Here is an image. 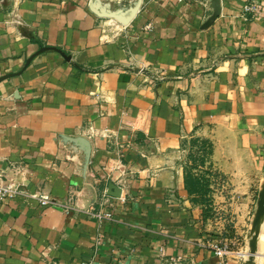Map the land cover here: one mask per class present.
<instances>
[{"label": "crops", "instance_id": "obj_1", "mask_svg": "<svg viewBox=\"0 0 264 264\" xmlns=\"http://www.w3.org/2000/svg\"><path fill=\"white\" fill-rule=\"evenodd\" d=\"M214 1L0 0V264H247L264 0Z\"/></svg>", "mask_w": 264, "mask_h": 264}, {"label": "water", "instance_id": "obj_2", "mask_svg": "<svg viewBox=\"0 0 264 264\" xmlns=\"http://www.w3.org/2000/svg\"><path fill=\"white\" fill-rule=\"evenodd\" d=\"M214 7H215V12L212 15V17L206 22L204 28L210 26L219 17L221 13V5L219 0L214 1ZM104 15L108 17H113L124 24H128L132 20V16L125 18L119 15L118 13H105ZM109 194L114 197H120L122 194V189L119 186L115 185L114 183H111L109 187ZM263 222H264V185L262 186V189L259 193L258 208L251 229L250 253L247 264H256L255 258L258 254L257 253L258 239L261 234Z\"/></svg>", "mask_w": 264, "mask_h": 264}, {"label": "built area", "instance_id": "obj_3", "mask_svg": "<svg viewBox=\"0 0 264 264\" xmlns=\"http://www.w3.org/2000/svg\"><path fill=\"white\" fill-rule=\"evenodd\" d=\"M245 11L256 13L261 11V3L258 1H255L253 3H250L245 6ZM18 193H20V190L16 188V186L9 181L8 179H4L3 177H0V202L5 201L8 198H13ZM40 200V203L42 205H48L52 203V200L45 195H41L40 197H37ZM95 217L98 219H110L111 213L110 212H96L93 213ZM210 247L214 250L217 257L220 259L221 264H230V255L233 253L231 249H229L227 246H222L220 243L212 242L209 244ZM181 258L174 259V263H177L180 261ZM83 264H92V263H83Z\"/></svg>", "mask_w": 264, "mask_h": 264}]
</instances>
